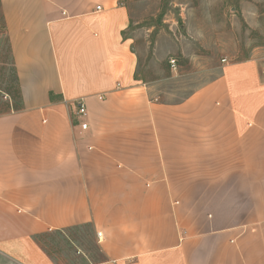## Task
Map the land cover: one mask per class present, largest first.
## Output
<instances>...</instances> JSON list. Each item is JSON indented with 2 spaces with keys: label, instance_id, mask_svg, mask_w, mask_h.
Segmentation results:
<instances>
[{
  "label": "crops",
  "instance_id": "crops-1",
  "mask_svg": "<svg viewBox=\"0 0 264 264\" xmlns=\"http://www.w3.org/2000/svg\"><path fill=\"white\" fill-rule=\"evenodd\" d=\"M0 11L20 94L0 113V264H57L39 238L84 225L103 255L86 264H264L263 58L160 101L127 0Z\"/></svg>",
  "mask_w": 264,
  "mask_h": 264
},
{
  "label": "rangeland",
  "instance_id": "rangeland-1",
  "mask_svg": "<svg viewBox=\"0 0 264 264\" xmlns=\"http://www.w3.org/2000/svg\"><path fill=\"white\" fill-rule=\"evenodd\" d=\"M127 35L137 55V75L153 98L176 102L221 74L223 65L264 60V0H127ZM2 15L0 11V24ZM226 59V61H223ZM18 104L7 39L0 36V113ZM57 264L103 259L89 225L39 238Z\"/></svg>",
  "mask_w": 264,
  "mask_h": 264
},
{
  "label": "built area",
  "instance_id": "built-area-1",
  "mask_svg": "<svg viewBox=\"0 0 264 264\" xmlns=\"http://www.w3.org/2000/svg\"><path fill=\"white\" fill-rule=\"evenodd\" d=\"M223 61H226V59H223ZM100 99H103L102 96L99 97ZM76 107H77V115L79 118H85L87 116V107L85 104V100L84 99H78L76 102ZM88 127V123L87 122H83L82 123V128L83 129H87ZM98 236H101V233H98Z\"/></svg>",
  "mask_w": 264,
  "mask_h": 264
},
{
  "label": "trees",
  "instance_id": "trees-1",
  "mask_svg": "<svg viewBox=\"0 0 264 264\" xmlns=\"http://www.w3.org/2000/svg\"><path fill=\"white\" fill-rule=\"evenodd\" d=\"M1 31H4V25L2 24L1 27H0ZM136 78L138 79V75L136 74ZM18 94H19V85H18ZM19 98H20V94H19ZM18 105V104H17ZM16 103H15V106H17Z\"/></svg>",
  "mask_w": 264,
  "mask_h": 264
}]
</instances>
